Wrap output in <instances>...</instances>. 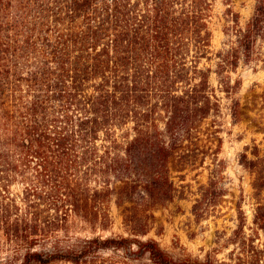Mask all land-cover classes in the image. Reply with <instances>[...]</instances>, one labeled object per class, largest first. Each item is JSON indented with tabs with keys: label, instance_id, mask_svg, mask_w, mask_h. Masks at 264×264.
I'll use <instances>...</instances> for the list:
<instances>
[{
	"label": "trees",
	"instance_id": "trees-1",
	"mask_svg": "<svg viewBox=\"0 0 264 264\" xmlns=\"http://www.w3.org/2000/svg\"><path fill=\"white\" fill-rule=\"evenodd\" d=\"M216 2L0 0V249L19 257L14 264H103L100 251L132 246L151 264H230L174 259L154 240L64 246L60 238L72 218L107 230L112 203L126 229L149 231L152 210L179 197L170 164L182 168L205 152L200 127L220 107L212 72L237 121L241 81L230 73L257 60L264 0L243 27L229 11L232 40L213 54ZM252 154L241 164L255 169L256 147ZM253 224L264 231V204ZM243 229L240 221L229 260L264 264V250ZM45 245L52 250H35Z\"/></svg>",
	"mask_w": 264,
	"mask_h": 264
},
{
	"label": "rangeland",
	"instance_id": "rangeland-1",
	"mask_svg": "<svg viewBox=\"0 0 264 264\" xmlns=\"http://www.w3.org/2000/svg\"><path fill=\"white\" fill-rule=\"evenodd\" d=\"M256 0H217L211 21L213 54L228 48L232 37L228 29L233 26L232 13L238 16L243 27L252 16ZM257 60L249 65L240 64L230 73L232 82L239 79L241 87L238 100V118L231 117V101L219 91L218 76L212 72L209 83L219 98L220 107L200 127L199 145L204 154L184 167L171 163L170 177L178 190L172 202L152 210L153 223L145 235L133 234L122 223V207L111 204L112 224L105 231H92L88 225L70 220V232L62 237L64 246L77 245L79 240L93 237H126L141 241L154 240L174 259L204 260L212 257L229 262L238 252L233 242L240 221L247 237L264 250V231L256 229L253 216L258 204H264V43L256 47ZM217 58L207 64L215 70ZM257 148L260 161L255 169L241 164L242 155L256 160L252 151ZM0 242H3L0 236ZM37 251H51V246H38ZM11 250L0 249V260L14 264ZM19 255V254H18ZM98 259L103 264H151L147 255L136 246L126 250L100 251Z\"/></svg>",
	"mask_w": 264,
	"mask_h": 264
}]
</instances>
